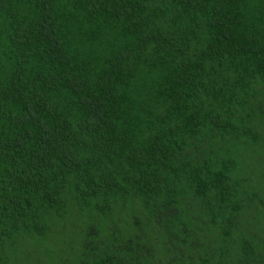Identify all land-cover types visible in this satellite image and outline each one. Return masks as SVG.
<instances>
[{
	"label": "trees",
	"instance_id": "obj_1",
	"mask_svg": "<svg viewBox=\"0 0 264 264\" xmlns=\"http://www.w3.org/2000/svg\"><path fill=\"white\" fill-rule=\"evenodd\" d=\"M0 264H264V0H0Z\"/></svg>",
	"mask_w": 264,
	"mask_h": 264
}]
</instances>
